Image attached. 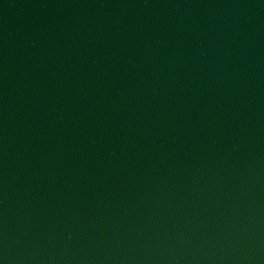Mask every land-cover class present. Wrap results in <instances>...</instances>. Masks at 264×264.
Segmentation results:
<instances>
[{
  "label": "water",
  "instance_id": "1",
  "mask_svg": "<svg viewBox=\"0 0 264 264\" xmlns=\"http://www.w3.org/2000/svg\"><path fill=\"white\" fill-rule=\"evenodd\" d=\"M0 264H264V0H0Z\"/></svg>",
  "mask_w": 264,
  "mask_h": 264
}]
</instances>
